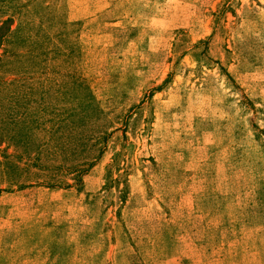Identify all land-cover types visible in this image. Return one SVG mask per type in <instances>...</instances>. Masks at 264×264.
<instances>
[{
  "label": "rangeland",
  "instance_id": "1",
  "mask_svg": "<svg viewBox=\"0 0 264 264\" xmlns=\"http://www.w3.org/2000/svg\"><path fill=\"white\" fill-rule=\"evenodd\" d=\"M0 264H264V0H0Z\"/></svg>",
  "mask_w": 264,
  "mask_h": 264
},
{
  "label": "trees",
  "instance_id": "2",
  "mask_svg": "<svg viewBox=\"0 0 264 264\" xmlns=\"http://www.w3.org/2000/svg\"><path fill=\"white\" fill-rule=\"evenodd\" d=\"M87 96V95H86ZM79 97V99H81V97L80 96H78ZM81 101H83V98L81 99ZM78 177V176H77ZM78 180H79V178H78Z\"/></svg>",
  "mask_w": 264,
  "mask_h": 264
}]
</instances>
